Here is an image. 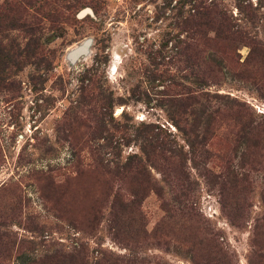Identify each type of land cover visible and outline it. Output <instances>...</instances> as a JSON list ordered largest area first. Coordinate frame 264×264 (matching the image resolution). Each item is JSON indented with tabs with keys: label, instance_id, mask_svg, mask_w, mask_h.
Listing matches in <instances>:
<instances>
[{
	"label": "rangeland",
	"instance_id": "1",
	"mask_svg": "<svg viewBox=\"0 0 264 264\" xmlns=\"http://www.w3.org/2000/svg\"><path fill=\"white\" fill-rule=\"evenodd\" d=\"M235 1L0 0V264H264V0Z\"/></svg>",
	"mask_w": 264,
	"mask_h": 264
},
{
	"label": "trees",
	"instance_id": "2",
	"mask_svg": "<svg viewBox=\"0 0 264 264\" xmlns=\"http://www.w3.org/2000/svg\"><path fill=\"white\" fill-rule=\"evenodd\" d=\"M195 8H197V7H195ZM198 8H197V10L194 9L192 16L206 15V16H210L211 17V14L213 12L215 14V9L212 8V7H209V6H204L203 7V6H201V4H199ZM235 8H236L238 14H241L242 17L245 18L248 21H252V20H254V18H256V14H255L256 7L252 8L251 5L244 4L243 0H236L235 1ZM218 15H220V16H217V15L216 16H217V18L220 21H218L219 22L218 26L215 27V29H214L215 34H219L220 33V34H222L224 36V38H227V39L231 40L232 39L231 35L233 33H236L237 29H233V27L236 26V25H234L233 23L230 22V19H229L228 16H225V15L223 16V15H221L219 13H218ZM1 48L3 49V47H0V49ZM26 48H27V46L25 47V49ZM164 48H165V45H162L159 50L151 52L150 53V58L153 61L155 60V58H159L160 61L163 62L165 56L162 53V51L164 50ZM7 54H5L4 57L7 56ZM160 61H159V63H160ZM159 63H157L156 61L154 62L155 65H158ZM206 96H207V99L203 103L194 102L193 105H192L191 111H192V114L194 112V117L200 116L201 120L203 119L202 124H204L206 126V128H207L210 119H212V117L216 116L219 113V110H220V108H218L217 106L213 107V105L216 104V103H219L220 100L223 98V96H220V95H217V94H211V95L207 94ZM128 99L131 100V101H135V102H139L140 101L139 96L137 94H135V89L134 88H131L129 90ZM176 101L169 100L166 103H157V105L159 107H165L166 109L169 108V110H170V109H172V108H174L176 106V104H174V103H176ZM194 106H197L198 109H193ZM200 122L201 121L194 122V126H198V124ZM206 128H204V130H206ZM110 143H111V140H110ZM112 148L115 149L114 156L115 157H119L120 150L118 149V153L116 152L117 146L116 147L113 146ZM121 166H123V164Z\"/></svg>",
	"mask_w": 264,
	"mask_h": 264
},
{
	"label": "water",
	"instance_id": "3",
	"mask_svg": "<svg viewBox=\"0 0 264 264\" xmlns=\"http://www.w3.org/2000/svg\"><path fill=\"white\" fill-rule=\"evenodd\" d=\"M88 10H81L80 12L77 13V18H81L85 13H88ZM81 47H79L80 49ZM78 50V49H77Z\"/></svg>",
	"mask_w": 264,
	"mask_h": 264
},
{
	"label": "bare ground",
	"instance_id": "4",
	"mask_svg": "<svg viewBox=\"0 0 264 264\" xmlns=\"http://www.w3.org/2000/svg\"><path fill=\"white\" fill-rule=\"evenodd\" d=\"M112 67H114V64H112V61H111V69H113Z\"/></svg>",
	"mask_w": 264,
	"mask_h": 264
}]
</instances>
